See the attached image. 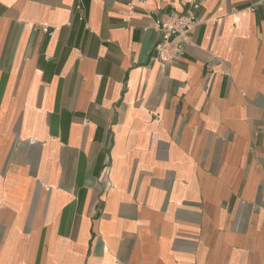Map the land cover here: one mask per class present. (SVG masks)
Masks as SVG:
<instances>
[{
  "label": "crops",
  "instance_id": "0c3cea01",
  "mask_svg": "<svg viewBox=\"0 0 264 264\" xmlns=\"http://www.w3.org/2000/svg\"><path fill=\"white\" fill-rule=\"evenodd\" d=\"M0 264H264V0H0Z\"/></svg>",
  "mask_w": 264,
  "mask_h": 264
},
{
  "label": "built area",
  "instance_id": "2783aa9c",
  "mask_svg": "<svg viewBox=\"0 0 264 264\" xmlns=\"http://www.w3.org/2000/svg\"><path fill=\"white\" fill-rule=\"evenodd\" d=\"M198 7V4L194 5ZM78 10L82 9V4H77ZM83 19V17H81ZM197 24V17L189 12L188 14H172L170 20L163 22L157 21V28L160 30L162 36L156 49L158 57L162 62L172 59L167 54V47L175 42V53L179 56L183 53L184 44L189 41V35Z\"/></svg>",
  "mask_w": 264,
  "mask_h": 264
}]
</instances>
